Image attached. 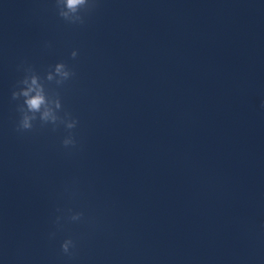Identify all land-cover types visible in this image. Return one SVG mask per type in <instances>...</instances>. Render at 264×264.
<instances>
[{
  "label": "water",
  "instance_id": "obj_1",
  "mask_svg": "<svg viewBox=\"0 0 264 264\" xmlns=\"http://www.w3.org/2000/svg\"><path fill=\"white\" fill-rule=\"evenodd\" d=\"M59 11L0 0V264H264V0Z\"/></svg>",
  "mask_w": 264,
  "mask_h": 264
},
{
  "label": "clouds",
  "instance_id": "obj_2",
  "mask_svg": "<svg viewBox=\"0 0 264 264\" xmlns=\"http://www.w3.org/2000/svg\"><path fill=\"white\" fill-rule=\"evenodd\" d=\"M57 6L60 9L59 11V15L64 18L65 20L71 21V22H80L83 23V19L81 17V15H79V13L81 12V10H83L85 13L92 11L93 9H95L97 7V0H56ZM63 5V7H61ZM73 14L75 15V19H70V15L69 14ZM72 57L75 58L77 56V52L73 51L71 53ZM64 67L63 63H58L56 65V70L57 72H60V70ZM63 76L65 78L68 77L69 73L68 72H63L62 73ZM74 75V73H73ZM36 80L35 78H33L32 80V84H35ZM32 91L31 88H29L28 90L24 91L22 94L27 98L26 99V105H27V109L30 112H38L40 111L41 105L44 103L43 97L37 93L36 96H30L29 93ZM16 93H13V97L15 98ZM262 107H264V102H262L261 104ZM49 116L50 113L49 111H45L42 116L41 119L45 122H47L49 120ZM35 119L34 116L30 117L27 114H24L22 116V119L20 120V124L18 127V130H30L33 128V124H32V120ZM55 117H52V123L55 124ZM69 127H73V125H69ZM63 144L65 146L68 145H74L75 141L72 140H68V139H64L63 140ZM74 247L73 241L71 239H66L62 244H61V249L63 251V253L68 254V255H72V253L70 252V246Z\"/></svg>",
  "mask_w": 264,
  "mask_h": 264
}]
</instances>
